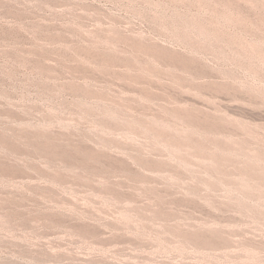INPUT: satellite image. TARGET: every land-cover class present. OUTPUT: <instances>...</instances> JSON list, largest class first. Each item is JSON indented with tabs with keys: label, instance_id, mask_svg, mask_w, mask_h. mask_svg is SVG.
Instances as JSON below:
<instances>
[{
	"label": "rangeland",
	"instance_id": "obj_1",
	"mask_svg": "<svg viewBox=\"0 0 264 264\" xmlns=\"http://www.w3.org/2000/svg\"><path fill=\"white\" fill-rule=\"evenodd\" d=\"M0 264H264V0H0Z\"/></svg>",
	"mask_w": 264,
	"mask_h": 264
}]
</instances>
